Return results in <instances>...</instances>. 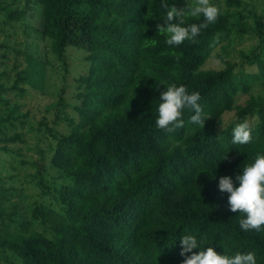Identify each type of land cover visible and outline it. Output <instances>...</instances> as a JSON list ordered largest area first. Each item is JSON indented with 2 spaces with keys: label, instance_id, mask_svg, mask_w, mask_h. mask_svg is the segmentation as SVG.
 Returning a JSON list of instances; mask_svg holds the SVG:
<instances>
[{
  "label": "trees",
  "instance_id": "trees-1",
  "mask_svg": "<svg viewBox=\"0 0 264 264\" xmlns=\"http://www.w3.org/2000/svg\"><path fill=\"white\" fill-rule=\"evenodd\" d=\"M23 1L25 6L10 9L7 19L23 21L28 4H39L40 32L53 53L62 59L68 45L84 46L89 65L77 79L74 114L60 103L56 107L54 123L64 120L69 131L41 122L47 127L44 141L50 142L43 172L56 182L49 193L52 202H34L28 216L20 213L12 200L14 188L0 177V215L21 218L15 229L4 224L0 230V264H181L180 239L189 234L199 246L192 252L209 246L229 257L252 252L256 264H264V226L242 230L239 220L245 214L232 212L229 193L219 189L222 176L238 186L243 167L257 153L264 155L262 17L249 12L253 22H242V0H224L225 9L216 5V22L201 30L196 43L174 46L157 32L167 13L161 0ZM186 1L188 7L194 4L167 3L181 9ZM203 19L188 17L186 23ZM234 26L240 39L248 33L257 41L242 59L255 71L236 69L229 60L219 69L203 68ZM20 53L0 43V77L14 79L11 86L0 84V91L23 93L18 82L33 83L37 77L30 70L31 56L23 53L27 65L22 66ZM162 81L200 94L203 126L190 123L194 113L184 109L182 128L167 132L157 127L159 96L166 87ZM256 83L262 91L255 95ZM239 94L248 95L242 104L236 102ZM231 111L234 118L219 126ZM245 121L252 141L234 145L232 129ZM20 139L19 133L4 138Z\"/></svg>",
  "mask_w": 264,
  "mask_h": 264
},
{
  "label": "rangeland",
  "instance_id": "rangeland-1",
  "mask_svg": "<svg viewBox=\"0 0 264 264\" xmlns=\"http://www.w3.org/2000/svg\"><path fill=\"white\" fill-rule=\"evenodd\" d=\"M211 3L225 9L224 0H210ZM188 4V2H183ZM16 6H25L23 0H0V43L20 50L18 60L22 66L27 65L23 53L31 56L30 70L36 74L33 83L18 82V86L24 88L23 93L16 90L0 91V177L6 186L14 188L15 195L12 200L19 206L18 211L28 216L29 208L34 202H52L49 198L51 189L56 185L55 180L43 172L48 167L46 157L50 142L44 141L47 127L41 122H47L48 126L56 127L59 132L67 133L69 126L64 120L54 123L56 107L60 103L66 113L73 115L72 107L76 103L75 94L79 90L77 79L87 72L89 61L86 59L87 49L84 46L68 45L63 58H58L51 50L50 40L41 35L42 8L39 4H28L26 17L23 21H10L6 14ZM234 10L233 7L229 8ZM239 11L243 13L242 22L251 24V14H257L264 20V0H242ZM231 21L236 19L231 17ZM246 24L247 30L250 25ZM229 34L228 39L216 45L207 58L203 68L219 69L224 66V60L235 64V68H245L247 71H255L254 66L245 65L242 62L243 54L248 53L255 39H249L244 34L242 39L235 31ZM226 46V51L222 46ZM11 64L14 54L8 52ZM28 62V63H29ZM13 76V75H11ZM10 76V77H11ZM13 78L0 77V84L11 86ZM260 83L252 88V94L261 93ZM247 94H239L236 102L244 103ZM234 111L221 117L219 126L226 125L234 118ZM19 133L21 139L15 142L5 141L4 138ZM51 137V134L48 133ZM51 172V171H50ZM7 207H6V206ZM6 212L12 208L5 204ZM0 215V230H12L18 227L20 217L12 215V220ZM36 226V223H35Z\"/></svg>",
  "mask_w": 264,
  "mask_h": 264
},
{
  "label": "clouds",
  "instance_id": "clouds-1",
  "mask_svg": "<svg viewBox=\"0 0 264 264\" xmlns=\"http://www.w3.org/2000/svg\"><path fill=\"white\" fill-rule=\"evenodd\" d=\"M161 4L167 9L164 24H157V32L167 36L168 45L179 46L188 40L196 43V37L202 29L216 22L220 10L210 0H194L191 7L178 9L170 6L167 0H161ZM203 16L202 23L187 24V18H199ZM179 59V56H177ZM160 84L166 85L165 90L160 93L158 104V117L156 125L167 132H173L184 126L182 111L190 109L194 114L190 117V123L204 125L205 118H202V108L198 101L201 99L198 92L189 93L185 85L175 83ZM252 141L251 128L247 121L237 123L232 129V143L246 145ZM226 158V156H224ZM239 182L234 186L229 176H222L219 179V189L226 191L228 204L232 212L245 214V218L239 220L242 230L259 231L264 226V155L257 153L252 163L246 164L242 174L236 176ZM180 255L185 258L181 264H256L255 254L236 253L234 256L218 254L209 246L198 252H192L199 248L195 235H183L180 239ZM186 253L191 255L186 256Z\"/></svg>",
  "mask_w": 264,
  "mask_h": 264
}]
</instances>
